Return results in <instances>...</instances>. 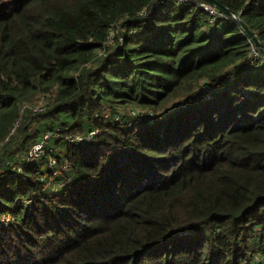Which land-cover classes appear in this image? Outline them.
Returning <instances> with one entry per match:
<instances>
[{"label": "trees", "instance_id": "1", "mask_svg": "<svg viewBox=\"0 0 264 264\" xmlns=\"http://www.w3.org/2000/svg\"><path fill=\"white\" fill-rule=\"evenodd\" d=\"M198 2L0 0V264H264V52Z\"/></svg>", "mask_w": 264, "mask_h": 264}, {"label": "built area", "instance_id": "2", "mask_svg": "<svg viewBox=\"0 0 264 264\" xmlns=\"http://www.w3.org/2000/svg\"><path fill=\"white\" fill-rule=\"evenodd\" d=\"M181 1H193V0H181ZM199 6L201 8H203L204 10H207L208 12H210L213 15H216L217 17H227V14L218 9L216 6H214L213 4H210L208 2H198ZM253 51H254V55L256 56V59H259L262 57L261 53L255 48L253 47ZM47 103H49L48 100H46L44 103H29V104H22L21 106V117L17 120V124L16 127L14 128V130L19 127L22 124V116L26 113L29 112H38V111H43L46 108ZM132 114L136 115V111L132 110L131 111ZM145 112L141 113V116H145ZM150 116H153V113H151ZM99 132V130H94L91 133H89L88 135H75V136H70L68 137V141L75 143V144H83V145H95V142H93V137L95 135H97ZM53 135H58L57 130L56 132L53 131H48L45 134V140L50 138ZM45 140L43 141H38L34 144V146L32 147V149L29 152L28 155V160H32L35 157H41L43 155V153L45 152L44 148H45ZM0 158H1V152H0ZM52 163V164H51ZM50 164H56V160H52L50 161ZM50 167H54V166H50ZM57 173V171L55 170L54 174ZM51 182V181H50Z\"/></svg>", "mask_w": 264, "mask_h": 264}, {"label": "water", "instance_id": "3", "mask_svg": "<svg viewBox=\"0 0 264 264\" xmlns=\"http://www.w3.org/2000/svg\"><path fill=\"white\" fill-rule=\"evenodd\" d=\"M208 2L212 3L216 7H218L220 10L224 11L227 13V15L234 17L240 25L243 27L244 31L247 33V35L252 39V41L264 52V44L262 41L259 39V37L245 24V22L241 19V17L234 12L232 9L229 7L221 4L217 0H207Z\"/></svg>", "mask_w": 264, "mask_h": 264}, {"label": "rangeland", "instance_id": "4", "mask_svg": "<svg viewBox=\"0 0 264 264\" xmlns=\"http://www.w3.org/2000/svg\"><path fill=\"white\" fill-rule=\"evenodd\" d=\"M47 95H48V94H41V95H40V96H39L34 102H37V103H38V102H39V103H44L46 100L49 99V98L47 97ZM135 111L137 112L138 110L135 109ZM96 130H97V129H96ZM44 150H45V148H44ZM1 158H2V153H1ZM1 158H0V161H1ZM19 159H20V160L23 159V156H21V155H19V156L16 155V159H14V160L20 161ZM51 164H52V163H51ZM51 164H50V166H54L53 168L56 169V168H55V167H56V164H53V165H51ZM19 167H21V166H19ZM65 167H68V165H65ZM20 169H21V168H20ZM56 171L59 172V170H57V169H56ZM50 183H51V182H50ZM50 183H49V184H50ZM258 264H260V263L258 262Z\"/></svg>", "mask_w": 264, "mask_h": 264}]
</instances>
